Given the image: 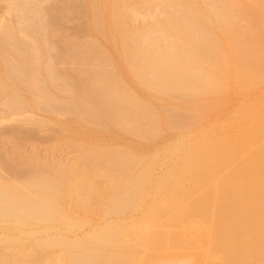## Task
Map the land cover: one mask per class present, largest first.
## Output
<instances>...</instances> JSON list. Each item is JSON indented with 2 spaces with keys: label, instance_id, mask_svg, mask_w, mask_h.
<instances>
[{
  "label": "bare ground",
  "instance_id": "obj_1",
  "mask_svg": "<svg viewBox=\"0 0 264 264\" xmlns=\"http://www.w3.org/2000/svg\"><path fill=\"white\" fill-rule=\"evenodd\" d=\"M0 1V123L83 163L0 173V264H264V0Z\"/></svg>",
  "mask_w": 264,
  "mask_h": 264
},
{
  "label": "rangeland",
  "instance_id": "obj_2",
  "mask_svg": "<svg viewBox=\"0 0 264 264\" xmlns=\"http://www.w3.org/2000/svg\"><path fill=\"white\" fill-rule=\"evenodd\" d=\"M52 1L54 2L55 0H52ZM121 4H122L121 9L127 10V11H129L132 8H136V7L140 6V3L136 0H126L125 2L122 0ZM3 5H4V1H3V4H2V1H0V12H2V10L4 9L5 5L4 6ZM88 19H89V17L86 14L73 16V15H70V13H69V17L66 19L65 22H63L61 24H56L53 28H56V29L64 28L69 32L77 30L79 36L81 38L83 37L82 39H84L85 30L82 27L87 22ZM113 51H115V50H113ZM116 54L117 53L114 52L113 55H115V56H113V57L115 59H117V61H120V60H118V57H119L118 54L117 55ZM119 59H120V57H119ZM59 65H61V66L66 65L68 67H74L75 64L72 61H68L65 64L59 63ZM130 81L135 83V81L129 79V83H131ZM133 83H131L130 85L133 87L136 86L135 84L133 85ZM14 120L12 121L13 124L20 122V121H17L16 119H14ZM14 122H16V123H14ZM10 125H11L10 121H8V122L6 121L4 123L2 121L0 123V162H1L0 163V173L2 174V176L5 179H8V180L10 178L12 179V176L15 173L12 171L13 169H15V168L19 169L24 164L27 166L26 168H28V165L32 164V161H33V163L39 162V161L43 162V163L48 162L47 164L51 163L50 165H54V166H55V164L58 165V164L63 163L66 167L67 166H69V167L74 166V165L78 164L77 161H80L78 159L76 160V162L74 161L76 158H79V157H77L78 152L76 153L75 152L76 150L73 147V144H72L73 141L68 140L64 137L60 138L59 137L60 131H59V129H58L59 127L57 125H55V126L53 125V127L50 126L51 128L47 127L48 129L44 128L41 131H40V129L39 130L36 129L37 131L34 130L32 134L25 135V136L21 135L22 137L16 136L14 133L12 134V132L10 130H8L9 129L8 126H10ZM169 133H171V131L166 134L167 140L171 141V139L174 140L175 137L177 138V135H176L177 131H176V133H175V131L174 132L172 131L171 134H169ZM170 137H171V139H170ZM115 138L117 139L116 140L117 142H119L118 140H121V142L123 141V137L120 135L118 137L116 136ZM67 141H69V143ZM160 141H161V139H160ZM160 141L158 140L157 143L161 144L162 141L161 142ZM19 158H20V160L21 159H24V160H22V162H21L19 160ZM26 158H28V159H26ZM23 161H24V163H23ZM27 162H29V163H27ZM54 162H55V164H52ZM80 164L83 165L82 162H79V164L76 166H81ZM14 165H15V167H14ZM19 165L20 166L22 165V166L20 167ZM25 165L23 167H25ZM163 166L157 167L156 174L160 175L163 173V170L166 169V165H163ZM9 171H11V172H9ZM136 212H137L136 214H135V212H133V214H134L133 216H135V217H137V214H138V216L140 214L138 211H136ZM92 215H93V217L91 216V214L89 216L90 217L89 222L92 221V222H90V224H92V225H94L96 223V222H93V221H95V219H96V221L97 220L99 221L102 218V217L101 218L99 217L100 216L99 214L95 215L94 213H92ZM91 217L93 220H91ZM74 234L75 233L73 232L71 235H74Z\"/></svg>",
  "mask_w": 264,
  "mask_h": 264
}]
</instances>
